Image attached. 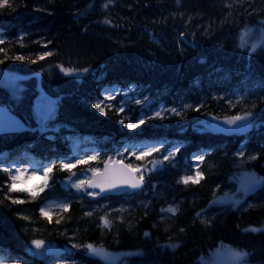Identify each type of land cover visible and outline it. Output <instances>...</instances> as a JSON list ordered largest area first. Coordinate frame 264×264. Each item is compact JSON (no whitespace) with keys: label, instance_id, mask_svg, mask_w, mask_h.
I'll return each mask as SVG.
<instances>
[{"label":"trees","instance_id":"obj_1","mask_svg":"<svg viewBox=\"0 0 264 264\" xmlns=\"http://www.w3.org/2000/svg\"><path fill=\"white\" fill-rule=\"evenodd\" d=\"M10 3L0 9V48L5 49L0 52V68L27 77L21 91L0 83V102L29 127L0 135L3 264H46L30 251L34 239L70 245L76 258L87 259L80 261L83 264L98 262L85 255L87 244L140 249L131 264H205L202 257L222 243L247 253L253 264H264V185L242 205L220 210L214 204L241 168L264 178V46L251 51L241 43L243 30L264 18V0ZM45 52L51 55L39 59ZM16 55L28 59L16 60ZM112 85H136L154 98L153 104L143 109L145 115L137 108L129 117L117 111L118 101H105L102 113L94 104L105 97L101 88ZM160 103L167 109L155 117L151 108ZM244 111L254 113L248 128L203 127L210 117L224 121ZM143 117L153 118L135 129L127 127ZM131 142L163 143L161 152L143 160L127 157L141 167H151L149 161L162 160L176 147L180 150L154 171H145L147 186L137 193L100 198L60 186L63 175L99 168L108 155L121 154ZM88 147L94 153L85 158H97L76 164V153ZM240 151L243 157L237 155ZM197 155H203V161L195 160ZM16 159L37 165L40 178L17 187L4 171ZM61 160L75 167L71 172L55 167L47 176L48 187L40 191L46 178L43 168ZM197 164L203 173L199 184L176 182L194 174ZM9 184L28 191L8 193ZM33 193H39L36 199ZM48 198L65 201L68 207L52 208L42 216L40 209ZM170 205L179 211H162ZM104 217L109 227L103 226Z\"/></svg>","mask_w":264,"mask_h":264},{"label":"snow or ice","instance_id":"obj_2","mask_svg":"<svg viewBox=\"0 0 264 264\" xmlns=\"http://www.w3.org/2000/svg\"><path fill=\"white\" fill-rule=\"evenodd\" d=\"M109 3H111V0H109ZM11 3L10 0H0V9H3L5 7H11ZM105 8L108 7V4L104 5ZM106 23L111 24L110 20H106ZM242 41H243V36L241 37ZM4 41L0 40V44H3ZM262 44H264V41H262ZM243 46V44H242ZM258 47V45L254 44L252 45V50L255 51L256 48ZM0 52H5V49L0 48ZM51 55L50 52H45L43 54H41L38 58L39 59H43L45 56H49ZM7 58V56L5 57ZM16 60H21L24 61L28 58H26L23 55H16L14 57ZM28 62L30 63H35V61L32 60H28ZM0 63H3V61H0ZM66 72L70 71V70H64ZM84 71H87V69H85ZM110 99H114V97L111 95L110 92H106L105 93V99L104 100H98L95 104L94 107L99 109L100 112H104V107H102V105L105 103V100H110ZM243 98L241 97V100ZM239 102V101H237ZM137 103H140V101H137ZM188 107V106H186ZM117 111L122 112L123 111V107L121 106L119 109H117ZM172 112L176 113V109H172ZM177 115H179V113H176ZM161 112H156L154 114L155 117H161ZM254 115L253 112L251 111H244L242 114H237L234 116H228L224 118V123L228 126H236L238 128H243V127H248L249 124V120L250 117H252ZM153 117H143L139 120H137L135 123L129 121L127 124V127L129 129H135L137 128L139 125L143 124L145 122L146 119H151ZM245 122L243 124H240L238 122ZM123 123V121H121ZM163 150V143L161 142L159 144V146L153 145V146H143L139 153L137 154L136 152H132L131 154L134 155L136 157L137 160H143L148 156H151L153 153L156 152H161ZM179 147H176L173 151H168L166 155L163 156L162 160H151L149 161V164L151 165V167H141V166H136L133 167L132 164H124L122 160H117L115 162L112 161V158H109V161L105 163L104 169L101 170L100 168H91L89 169V171L92 172V179L88 180L87 182L84 180H77L75 184H73L72 186L77 188V189H83V190H87L88 188L91 189H96L99 188V192H95V191H89L87 194L90 196H98L100 195V193L106 192V191H111L113 189H125V188H131V189H138L141 188L144 184L145 181V171L147 172H152L154 171L158 166H160L164 161H169L172 158L175 157V155L179 152ZM238 156L243 157L245 154L243 151H240L237 153ZM97 155H93L91 157L85 158V157H81L80 159L76 160V164H80V163H87L88 159H96ZM195 160L198 161H203L204 157L203 155H197L194 157ZM248 159H256L255 156H249ZM59 167L60 169L63 170H67L69 172H71V169L73 167H75L74 164H69V163H65L63 160L59 161L58 165L56 162H53L51 164H49L47 167L43 168V171L45 173V181H44V186L40 189V191H43L44 188L48 187V181H47V176L52 173L53 169L55 167ZM4 171L9 173V177L12 183H15L18 178L19 175L21 174V172H26L27 169H21V168H15L14 166L11 168H6L4 169ZM72 175H75V173H72ZM69 179H71V177H69ZM203 179V173L199 171V165L197 164L195 166V171L194 174L192 175H184L181 176L176 182L178 184H184L185 186H187L189 183L192 184H199L200 181ZM264 181V178H260V180H258V178L256 177H252L250 183L254 186L256 183ZM243 190L244 191H248L250 190L247 186H243ZM8 193L11 192H15V191H28L27 189H14L11 184L8 185L7 188ZM39 195V193H33L32 194V198L36 199L37 196ZM6 198L11 199L10 196H7ZM3 201H0V203H2ZM13 203H23V201L21 200H13ZM215 202H220V201H215ZM52 205H46L45 207H42L40 209V214L42 216H46L47 215V209L51 208ZM57 208L59 209H66L68 207L67 204H58L56 205ZM162 211H167L170 212L172 214H175L177 211H179L178 207H173V206H169L167 209H162ZM86 215H92V213H87ZM201 213H197V216H200ZM24 219H27V217H24ZM57 223H59V220H57ZM110 221L104 217L102 218V224L104 227H109L110 226ZM254 231H258V229H253ZM145 235H148L147 233H145ZM31 244L34 246L35 249L39 250V249H43L45 247V241L41 240V239H34L31 241ZM75 246V245H74ZM83 247H86L88 249V251L92 254H96V255H100V256H107L108 254L106 253L105 249L101 246V247H96L93 244H87V245H83ZM39 254V253H38ZM234 255L238 258V259H242L244 256L247 255V253H241V252H235ZM0 264H3V259H0Z\"/></svg>","mask_w":264,"mask_h":264},{"label":"rangeland","instance_id":"obj_3","mask_svg":"<svg viewBox=\"0 0 264 264\" xmlns=\"http://www.w3.org/2000/svg\"><path fill=\"white\" fill-rule=\"evenodd\" d=\"M243 36V45L245 47H250L252 48V45L256 44L259 46L264 45L262 44V41H264V19H262L259 23L252 25L250 27H247L244 29L242 32ZM23 78L24 75L22 74H16L12 72H7V71H0V82L4 83L6 87L9 88H21L23 85ZM134 91V92H133ZM106 92H110L111 95L114 97V99L119 100V106L123 107V110H125V115L126 116H132L133 111L136 109V107H129L131 105H139L140 108H142L143 103L145 104V97L140 95V90L136 89H125L121 90L116 86H110L107 87L105 90ZM112 101V99H111ZM116 100H113L112 103H115ZM137 101H140V103H137ZM126 102L129 103L126 104ZM165 107L160 104L157 109H152L153 113L154 112H159V111H164ZM203 126L208 127L214 130H232L230 126L226 125L224 121L222 120H215L214 118H208L207 120L203 121ZM145 145H142L143 147ZM135 150V149H133ZM24 167L22 169H27L26 172L22 173L25 175L23 177L22 182L26 183L27 180L30 178V176L34 173V168H32L30 165H23ZM252 177L258 178L260 180L261 177L257 176L253 172H250L249 170L246 169H241L239 172L232 178L231 180V186L228 187L225 192L221 195L218 196V198L215 201H220V202H215L216 206H220L221 209L225 208L226 206L229 205H240L243 204L247 197L248 194L246 191L243 190V186H246L248 183H250ZM86 178H89V173L84 172L83 175L76 179L73 184L76 183L77 180H84ZM256 187L259 189L264 185V181L258 182L255 184ZM75 188V187H74ZM77 189V188H76ZM81 190V189H77ZM58 204L57 200H49L48 205H56ZM262 229H264V225L262 226ZM53 245H57L55 242H50L46 241L45 242V247L43 249H39V251L43 250L44 255H52L50 251V247ZM106 253L108 254L107 256H100L96 255L95 256L101 258L103 261L106 263H115V264H120L123 257L127 252H116L113 250H107L105 249ZM235 252H241L239 249L234 247L233 245H224L222 247H218L216 249H213L209 254L206 255L205 257V263L206 264H249L246 262L244 257L242 259H238L234 253ZM92 254V253H91ZM93 255V254H92ZM69 259L68 256L63 255L61 257H57L55 260H67Z\"/></svg>","mask_w":264,"mask_h":264},{"label":"water","instance_id":"obj_4","mask_svg":"<svg viewBox=\"0 0 264 264\" xmlns=\"http://www.w3.org/2000/svg\"><path fill=\"white\" fill-rule=\"evenodd\" d=\"M25 127H26L25 122L19 116L12 114L7 106L0 105V133L23 130L25 129ZM127 189H131V188L113 189L111 191H106L104 193H108V192L120 193ZM249 189H250L248 190L249 192L255 191L254 186Z\"/></svg>","mask_w":264,"mask_h":264},{"label":"bare ground","instance_id":"obj_5","mask_svg":"<svg viewBox=\"0 0 264 264\" xmlns=\"http://www.w3.org/2000/svg\"><path fill=\"white\" fill-rule=\"evenodd\" d=\"M105 90H106V87H102L101 90H100V93H101L102 97L105 95V93H104ZM19 116L22 117L21 115H19Z\"/></svg>","mask_w":264,"mask_h":264}]
</instances>
